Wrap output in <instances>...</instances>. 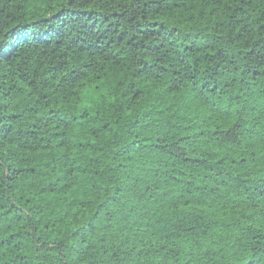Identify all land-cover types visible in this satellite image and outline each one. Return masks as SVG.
Returning a JSON list of instances; mask_svg holds the SVG:
<instances>
[{"label":"trees","instance_id":"1","mask_svg":"<svg viewBox=\"0 0 264 264\" xmlns=\"http://www.w3.org/2000/svg\"><path fill=\"white\" fill-rule=\"evenodd\" d=\"M0 264H264V0H0Z\"/></svg>","mask_w":264,"mask_h":264}]
</instances>
